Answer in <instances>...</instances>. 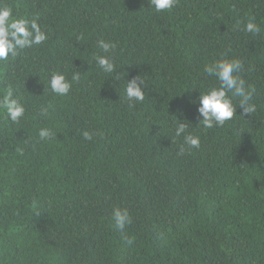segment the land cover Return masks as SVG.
Returning a JSON list of instances; mask_svg holds the SVG:
<instances>
[{"label": "trees", "instance_id": "16d2710c", "mask_svg": "<svg viewBox=\"0 0 264 264\" xmlns=\"http://www.w3.org/2000/svg\"><path fill=\"white\" fill-rule=\"evenodd\" d=\"M3 5L38 18L48 39L0 62V90L11 84L26 109L16 124L0 113V264H264V31L240 30H264V0H176L160 13L149 0ZM97 40L116 44L114 74L96 65ZM222 56L244 63L257 110L195 127L189 101L216 86L204 67ZM77 71L66 97L47 87ZM136 76L146 96L129 107L123 87ZM175 117L199 149L177 155ZM40 128L56 136L40 141ZM117 206L132 217L130 245L113 227Z\"/></svg>", "mask_w": 264, "mask_h": 264}, {"label": "clouds", "instance_id": "9594fccd", "mask_svg": "<svg viewBox=\"0 0 264 264\" xmlns=\"http://www.w3.org/2000/svg\"><path fill=\"white\" fill-rule=\"evenodd\" d=\"M175 3L176 0H149V8L156 13H160L170 11ZM240 24L241 21L237 20L236 25L239 26ZM240 30L250 33L254 37L261 36L262 31H264L253 20L244 23L243 28ZM47 39L48 36L38 24V18L31 20L16 18L11 7L7 5L0 6V62L7 61L9 57L15 58L26 48L41 45ZM77 39H82V37H77ZM96 45L104 53L103 55H94L93 59L96 65L103 73L114 74L116 64L114 63L113 53L116 50V44L105 40H97ZM243 70L244 63L241 59H229L226 56L205 65L204 71L209 77H214L217 83L216 86L200 92L198 100L189 101L190 104H196L198 124L195 127L212 129L213 127L223 126L227 121L232 120L237 107L242 109L243 115H252L256 112L257 106L252 102L256 89L239 75ZM80 77L79 71L72 74L71 80L60 72H54L48 79L47 87L54 95L66 97L73 84L79 82ZM116 80L118 81V79ZM147 86L140 76L126 81L123 93L125 99L129 102V107L145 100L146 93L144 89ZM50 108L51 105H41L39 108L40 117L47 118ZM25 112L26 109L21 100L15 95V89L11 84L0 90V113L4 115L6 120L13 124L19 123L21 118L25 116ZM180 116H184L183 110H180ZM190 125L192 124L186 119L185 122H179L176 118L175 127L172 129V142L182 137V143L177 152L178 156H183L186 152L201 147L200 137L189 131ZM37 135L40 141H48L53 139L56 133L50 128H40ZM81 135L84 140L91 141L94 135L102 137L103 133L97 131L93 134L84 131ZM111 220L113 227L121 234L124 241L129 245L132 244L133 239L125 233V229L133 222L129 212L118 206L114 207L111 212Z\"/></svg>", "mask_w": 264, "mask_h": 264}]
</instances>
